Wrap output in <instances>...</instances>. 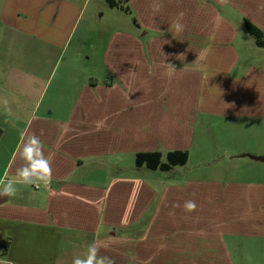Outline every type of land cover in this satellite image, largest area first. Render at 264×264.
Returning <instances> with one entry per match:
<instances>
[{
  "label": "crops",
  "instance_id": "1",
  "mask_svg": "<svg viewBox=\"0 0 264 264\" xmlns=\"http://www.w3.org/2000/svg\"><path fill=\"white\" fill-rule=\"evenodd\" d=\"M99 1L108 3L109 13L87 16L89 0L1 1L0 180L14 179L23 164L17 155L22 132L42 141L52 178L47 186L17 184L15 196L0 197V264H73L94 241L115 264H237L234 255L242 243L209 231L242 220L154 214L144 223L141 194L150 189L149 199H157V188L128 182L111 161L122 160L128 144L134 146L135 166L140 153L159 152L164 163L170 152H187L191 159L187 134L194 126L177 115L191 110L153 107L158 82L178 76L187 84L211 71L219 81L231 74L251 76L252 52L240 51L239 40L250 35L245 21L264 32V0ZM154 3L162 4L160 11ZM111 10L128 14L134 30L114 31L102 53H95L88 34L111 28ZM177 21L184 25L179 33L172 28ZM119 23L115 28H125ZM167 32L171 40L162 37ZM149 45L151 54L144 56ZM258 70L264 71V62ZM228 88L238 98L250 94V86L241 95L238 87ZM150 96L152 105H141ZM221 110L249 112L237 106ZM228 144L236 146L229 155L244 154L264 170L257 159L264 154L250 156V148ZM251 231L235 234L251 244L264 240Z\"/></svg>",
  "mask_w": 264,
  "mask_h": 264
},
{
  "label": "rangeland",
  "instance_id": "2",
  "mask_svg": "<svg viewBox=\"0 0 264 264\" xmlns=\"http://www.w3.org/2000/svg\"><path fill=\"white\" fill-rule=\"evenodd\" d=\"M1 1L4 0H0V4ZM107 5L99 0H89L85 8L87 16L93 11L109 13ZM111 17V28H93L88 34L95 53H102V45L114 31L134 30L132 18L128 14L111 10ZM103 20L108 22V16ZM117 20L120 22L119 26L125 28H115ZM164 36L172 39V33L167 32L162 35ZM241 36L240 51L245 54L252 52V58H247L248 62L253 64L254 71L251 76L245 78L242 73L231 74L219 81L218 75L211 71V74L199 75L187 84H183L184 81L178 76H171L165 85H161L162 81L158 82L159 97L153 107L160 111L183 108L191 110L188 115L177 114L184 116L185 125L194 126L187 134V137L191 136L193 143L189 147L191 159L185 167L179 166L173 173L168 174L161 171L153 173L146 168L138 169L135 166V156L131 152L134 146L130 144L126 147L127 153L119 160L120 163L111 161V164L122 178L137 187L157 188V199H149L150 189L141 194L144 223L154 214L170 219H181L197 213H200L201 217L229 222L240 219L243 222H230L228 226L221 228L216 226L215 230L209 232L218 236L223 232L225 240L235 239L242 243L237 256L232 250L237 264H264V240H256L251 244L235 234L237 231L249 229L256 235L264 236V187L260 184L264 181V170L255 167L261 163L252 161L244 154H228V150L236 147L228 144L230 141L239 145V151L243 147L250 148V156L264 154V71L258 70L264 62V49L257 48L253 36L245 33ZM163 42L164 40L159 42V45ZM156 51L157 49H154L153 52ZM158 51L162 52L163 49L159 48ZM127 54H131V50L127 49ZM145 54L150 56V45L146 46L144 56ZM106 78L111 80L112 76L107 75ZM245 86H250L248 97L238 98L237 93H232V89L228 88L238 87V94L241 95ZM150 98L151 96L143 97L141 105H152V102H148ZM235 106L249 109L247 116L221 112L222 107L230 109ZM221 125L228 126L231 130ZM244 182H250L251 185L246 186ZM219 184L222 189H217ZM163 192L166 194H162ZM198 197H201V200ZM188 200H194L197 205L196 210L191 213L183 208L184 202ZM142 226L144 225H138L137 230Z\"/></svg>",
  "mask_w": 264,
  "mask_h": 264
},
{
  "label": "clouds",
  "instance_id": "3",
  "mask_svg": "<svg viewBox=\"0 0 264 264\" xmlns=\"http://www.w3.org/2000/svg\"><path fill=\"white\" fill-rule=\"evenodd\" d=\"M161 7L162 4L160 3L153 4L154 11H160ZM172 28L179 33L183 31L184 25L177 21L172 25ZM21 135L24 139L17 150V155L23 164L16 169L14 179L0 180V197L11 198L15 196L17 184L39 187L41 184L47 186L51 181V161L45 155L42 141L34 134L29 135L22 132ZM177 206L179 207V205ZM196 207L194 200L185 201L183 204L184 210L188 213L195 211ZM73 264H115V262L111 257L101 255L100 247L94 241L88 245L86 257L74 259Z\"/></svg>",
  "mask_w": 264,
  "mask_h": 264
},
{
  "label": "trees",
  "instance_id": "4",
  "mask_svg": "<svg viewBox=\"0 0 264 264\" xmlns=\"http://www.w3.org/2000/svg\"><path fill=\"white\" fill-rule=\"evenodd\" d=\"M128 1V0H127ZM113 6L114 2H110ZM248 33L256 39L257 46L264 48V32L249 21H245ZM2 129H0V137ZM163 155L156 153H140L136 156V166H146L151 170H160L164 172L171 171L174 167L185 166L188 163L189 154L187 152H170L167 154V162L162 161Z\"/></svg>",
  "mask_w": 264,
  "mask_h": 264
},
{
  "label": "water",
  "instance_id": "5",
  "mask_svg": "<svg viewBox=\"0 0 264 264\" xmlns=\"http://www.w3.org/2000/svg\"><path fill=\"white\" fill-rule=\"evenodd\" d=\"M257 159H259V160H261V161H264V158H257Z\"/></svg>",
  "mask_w": 264,
  "mask_h": 264
}]
</instances>
